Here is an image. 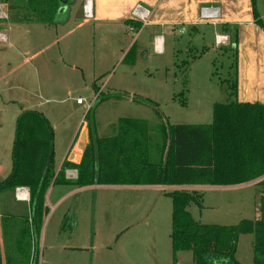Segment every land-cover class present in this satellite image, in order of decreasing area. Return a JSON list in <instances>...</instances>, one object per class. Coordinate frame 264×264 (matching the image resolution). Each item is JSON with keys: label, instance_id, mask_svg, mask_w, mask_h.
<instances>
[{"label": "rangeland", "instance_id": "374dc122", "mask_svg": "<svg viewBox=\"0 0 264 264\" xmlns=\"http://www.w3.org/2000/svg\"><path fill=\"white\" fill-rule=\"evenodd\" d=\"M76 1L70 0L69 8ZM2 3L0 0V6ZM66 15L64 24L60 23L62 28L53 27L54 34L40 29L41 25L35 22L0 19V30L9 37L8 43L0 35L2 175L7 177L12 171L17 123L24 110L43 112L55 126L57 161L62 159L66 140L78 125H86L89 136L90 115L85 104L77 103V98L96 102L98 94L93 93L96 84L100 86L101 96L93 111V120L99 136L117 131L122 117L146 119L155 130L158 124L167 127L179 123H211L213 104L230 101L233 72L229 66L233 54L225 51L222 41L217 39L219 47H216L213 25L200 26L198 31L187 26L164 28L165 55L153 51L150 27L139 34L138 30L130 31L128 41L138 39V44L146 47L138 49L137 44L134 61L121 63L117 61L119 58H111L109 62L104 59L101 67L97 61V69L80 63L73 71L64 64L71 65L69 59L74 53L87 50L92 56L96 52V56L102 57L107 50L98 44L100 31L92 20L84 31L79 29L62 38L64 30L74 29L77 22L71 19L65 24L69 14L61 13V18ZM82 20L78 18L79 22ZM79 37L83 38L84 50L77 42ZM116 46L120 45L113 44ZM94 69H102V74L92 75ZM161 142L162 132L156 130L151 139L154 160L160 159L157 146ZM56 185L48 190V201L56 208L49 205L44 217L39 264H192L190 244L185 240L179 244L171 237L170 190L76 185L78 192L57 204ZM15 190L11 191L15 193ZM198 193L203 195L200 203L191 202L188 209L202 223L237 225L245 219L262 217L255 186L202 189ZM69 209L74 210L76 225L64 229L63 219ZM254 238L253 233L239 236L236 258L242 264L254 261Z\"/></svg>", "mask_w": 264, "mask_h": 264}, {"label": "trees", "instance_id": "16d2710c", "mask_svg": "<svg viewBox=\"0 0 264 264\" xmlns=\"http://www.w3.org/2000/svg\"><path fill=\"white\" fill-rule=\"evenodd\" d=\"M8 5V20L17 23L40 22L57 25L65 21L61 13L65 0H3ZM256 0H253L255 7ZM256 23L264 29V21L255 11ZM141 29L142 22L130 21ZM231 33L234 60L231 63L233 82L230 96L238 89L236 43L237 28L226 25ZM134 45L127 55L133 53ZM96 102L88 110L89 137L82 160L63 162L55 169V128L46 115L37 110H24L17 123L11 173L0 180V191L15 190L18 186L30 189L32 229L39 239L44 217L48 212L46 196L51 185L75 184L89 186L109 185H238L264 176V104L239 102L231 99L213 104V121L206 124L157 125L162 132L160 159L150 156V124L145 119L122 117L114 136L100 137L93 120V111L100 101L99 88ZM185 105V104H184ZM155 130V131H156ZM67 168L78 171L75 180L65 176ZM261 197L264 215V179ZM175 188L169 195L173 201V227L171 237L179 244L185 240L192 249L194 264H242L236 258L239 236L254 234L253 264H264V217L242 220L237 225L202 223L196 220L188 206L200 203L202 194L197 189ZM28 221V219H27ZM72 216L67 214L63 228L71 226ZM30 236V228L24 230ZM29 264V247L23 244ZM192 247V248H191ZM36 248V247H35ZM39 248L33 254L38 262Z\"/></svg>", "mask_w": 264, "mask_h": 264}, {"label": "crops", "instance_id": "0c3cea01", "mask_svg": "<svg viewBox=\"0 0 264 264\" xmlns=\"http://www.w3.org/2000/svg\"><path fill=\"white\" fill-rule=\"evenodd\" d=\"M86 0H77L69 8V18L65 22L68 24L71 19H76L74 29L64 30L62 38L68 36L71 32L79 30L84 31V27L89 21H93L96 29L100 31V38L98 44L100 47L105 48L107 51L101 56L97 55L96 52L92 56L89 51H84L82 54H73L72 59H69V64H64L70 67L73 71L77 70L78 64H88L89 66L97 69V61L101 63L98 67L104 66L103 60L108 62L111 58H119L118 62H125L128 60L134 61L135 52L137 50L138 39L135 42L128 41L130 37V21L134 20L132 12L138 4H142L144 7L150 10V15L147 18V22L138 30V34L143 31L145 27H150V33L152 35L151 46L156 54H166V40L164 37V28L187 26L194 31H198L200 26L213 25L215 45H217L216 39L218 36L222 37V47L225 51H230L229 48L233 46L231 33L224 30V26L228 25L233 29L237 28L238 38L236 43V57H237V81L238 89L234 97L230 96L231 99L238 100L239 102H250V103H261L264 104V29L256 23L255 11L259 17L264 21V0H256L255 7L253 0H92L93 2V13L92 16H85L83 11V5ZM204 7H216L218 14L215 18L207 19L203 14ZM0 19L8 20V8L5 3L0 6ZM78 18L83 19L81 22ZM136 21V20H134ZM79 22V23H78ZM139 22V21H136ZM41 25L40 29H45L47 32L54 34L55 29H60L63 26L58 25H46L44 23L35 22ZM64 24V23H62ZM65 26V25H64ZM40 27V26H39ZM45 27V28H42ZM50 28V30H49ZM52 30V31H51ZM56 30V32H57ZM49 32V33H50ZM59 32V31H58ZM96 33V32H95ZM84 37L86 33H83ZM82 34V35H83ZM0 35L3 39L9 43L8 35L0 30ZM137 36V35H136ZM74 39H72L73 41ZM89 41V39H87ZM77 42L81 47L83 38H77ZM97 45V42L95 41ZM113 44L120 45L113 47ZM134 45L133 53L127 55L130 48ZM138 44V49H145ZM71 49V48H69ZM83 49V45H82ZM84 50V49H83ZM234 60V51H232ZM119 56V57H116ZM101 58V59H100ZM61 59L66 60L62 55ZM90 59H94L93 63ZM232 60V62H233ZM231 62V63H232ZM231 72V64H230ZM94 69L92 75H97L102 72V69ZM234 70L232 69V72ZM102 74V73H101ZM233 74V73H232ZM98 87L99 85L96 84ZM94 87V86H93ZM100 87V86H99ZM98 87V88H99ZM95 93V89H93ZM135 118V117H132ZM140 119V118H139ZM146 120V119H145ZM206 124V123H200ZM86 125H78L69 138L66 140V145L61 151L62 159L57 158L55 160V169L58 172L63 165L65 160H69L74 163H79L82 159L83 151L89 141L88 128L85 130ZM55 128V126H54ZM113 131L110 134H102L100 137L114 136L118 133ZM150 156L153 154V144L151 139L154 138L156 131L153 127H150ZM152 137V138H151ZM160 150L159 145L157 146ZM66 178L67 175L65 173ZM6 178L0 172V180ZM69 179V178H68ZM264 179V176L238 185H195L191 186L193 189H214V188H241L243 186H255L257 194L261 197L263 195V185L260 183ZM95 186V185H91ZM130 187H157L162 191H169L175 188H189L187 185L183 186H168V185H120ZM55 187V186H54ZM56 189V190H55ZM54 189V197L57 199L59 204L65 197L69 198L78 192L77 186L74 184H58ZM30 191V190H29ZM49 192L46 196V206L52 205L49 199ZM259 210L262 214L261 218L250 219L259 220L264 217L262 204ZM53 209L56 206H53ZM72 216L71 226L76 225V216L74 210L68 211ZM28 219V221H27ZM64 220V219H63ZM30 228V236L24 231ZM63 227V224H62ZM75 227V226H74ZM32 212L30 207V200L18 199L14 191H0V264H18L22 260H27V255L23 251V244L29 247L30 243V254L29 264H33V254L35 249L40 248V237L39 239L35 236L34 230L32 229ZM36 247V248H35ZM254 247V244H253ZM192 248V247H191ZM254 251V249H253ZM21 260V261H20ZM27 262V261H26ZM22 263V262H21ZM192 264H194V259ZM253 264V263H252Z\"/></svg>", "mask_w": 264, "mask_h": 264}, {"label": "built area", "instance_id": "2783aa9c", "mask_svg": "<svg viewBox=\"0 0 264 264\" xmlns=\"http://www.w3.org/2000/svg\"><path fill=\"white\" fill-rule=\"evenodd\" d=\"M83 11H84L85 16H88V17L92 16V13H93V2H92V0H86L84 2ZM203 14H204L205 18L212 19V18H215L217 16L218 9L216 7H204L203 8ZM132 15H133L134 20L142 22L144 25L147 22V18L150 15V10L148 8L144 7L142 4H138L134 8ZM129 29L132 33L136 30H139L132 25L129 26ZM222 40H223L222 37H220V36L217 37V42H219V41L221 42ZM77 103L78 104H85L87 110H89L92 107L94 100H86V98H84V97H79V98H77ZM65 173L69 179H73V178L78 177V171H77V169H74V168H67L65 170ZM15 195L18 199L28 200V201L30 200V191H29V188H27V187H24V186L16 187Z\"/></svg>", "mask_w": 264, "mask_h": 264}, {"label": "water", "instance_id": "95a60500", "mask_svg": "<svg viewBox=\"0 0 264 264\" xmlns=\"http://www.w3.org/2000/svg\"><path fill=\"white\" fill-rule=\"evenodd\" d=\"M70 0H65V3L68 4ZM68 5H66L65 10L67 9Z\"/></svg>", "mask_w": 264, "mask_h": 264}]
</instances>
